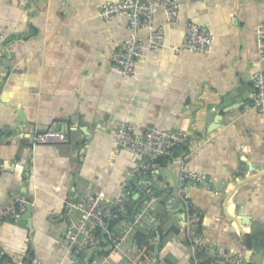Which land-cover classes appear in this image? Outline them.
<instances>
[{"label": "crops", "instance_id": "0c3cea01", "mask_svg": "<svg viewBox=\"0 0 264 264\" xmlns=\"http://www.w3.org/2000/svg\"><path fill=\"white\" fill-rule=\"evenodd\" d=\"M105 1L0 0V162L7 167L0 173V205L22 195L33 205L31 221L22 214L0 224V248L13 263L74 264L68 233L80 214L68 216L66 202L76 194L103 191L115 200L127 187L125 216L131 217L134 197L143 193L133 180L128 185L129 176L142 178L144 189L148 184L141 159L115 148L117 127L130 121L143 129L188 132L189 141L172 160L161 159L159 169L172 181L181 178L182 167L207 172L213 183L189 191L204 213L197 231L264 264V228L255 238L250 224L231 217L264 227V175L242 183L264 173V110H245L253 74L264 71L257 43L264 0H179L174 21L159 10L154 24L165 31V46L149 51L129 78L110 69L113 53L130 37L128 19H100ZM189 21L210 29L211 53L175 50ZM138 33L147 40V30ZM49 131L67 139L32 145L34 133ZM160 197L151 206L162 222L153 227L159 232L156 242L151 239L155 264H192L178 225L181 202L168 191ZM167 213L176 225L165 227ZM121 221L110 231L120 234L130 220ZM135 235L122 243L124 250H134ZM105 252L106 264H126L122 252Z\"/></svg>", "mask_w": 264, "mask_h": 264}, {"label": "built area", "instance_id": "2783aa9c", "mask_svg": "<svg viewBox=\"0 0 264 264\" xmlns=\"http://www.w3.org/2000/svg\"><path fill=\"white\" fill-rule=\"evenodd\" d=\"M159 10H163L168 21H174L180 11L179 0H109L102 2L98 8L100 19L109 21L119 15L128 19L130 30L129 39L113 53L110 69L123 77H133L137 74L138 66L145 61L149 51L165 46L166 35L162 27L154 22ZM147 30L145 41L139 36V30ZM258 49L260 58L264 60V23L258 27ZM214 47V35L203 24L189 21L182 45L175 50L187 49L194 52L209 54ZM254 93L252 99L245 105V110H264V71L253 74ZM54 138L66 140L64 132L49 131L43 134L34 133L31 137L32 145L50 142ZM190 139L186 131H169L157 126L146 129L136 127L132 122L125 121L117 127L115 135L116 150L127 149L141 159V170L145 176L156 177L161 159L172 160L177 147L185 145ZM7 169L0 162V173ZM27 177L30 173H26ZM214 179L203 171L181 169V186L179 199L183 204V211L179 214L178 225L187 237L192 264H253L243 254L226 247L210 243L197 227L204 217L203 211L192 199L189 191L201 184H212ZM148 190V186L146 187ZM131 192L127 187L115 200L108 199L103 191L93 194H76L66 202V213L80 214V219L69 227V249L78 260L74 264H87L86 258L91 248L103 245L106 236L112 244V250L122 252L126 264H155V252H150L145 246L135 243L133 251L124 250L122 243L128 240L130 233L140 230H150L158 222V218L151 213L154 202L161 201L156 195L141 204L134 217L127 221L121 233L116 234L108 228L109 219L116 213L128 214L127 204ZM30 200L22 195L14 198L8 205H0V224L8 217L22 215L27 211ZM112 217V218H113ZM156 242V237L151 238ZM108 254H100L95 250L89 257V264H106ZM0 264L13 263L0 248Z\"/></svg>", "mask_w": 264, "mask_h": 264}, {"label": "water", "instance_id": "95a60500", "mask_svg": "<svg viewBox=\"0 0 264 264\" xmlns=\"http://www.w3.org/2000/svg\"><path fill=\"white\" fill-rule=\"evenodd\" d=\"M254 170V169H253ZM264 173H259V174H256V175H253L252 177H246L242 183H246V182H249L251 181L252 179L256 178V177H259V176H263ZM158 176H161L162 178V182L165 183L166 185L165 186H161L158 184V182L156 181V179L154 177H150V176H143V179L147 181V184H148V190L144 189L143 187L140 186L139 184V181L142 179L140 177H132V176H129L128 178V185H132V180L134 181L136 187L139 189V191L141 193H143V197L142 198H139L140 194L137 193L136 196L134 197V199L136 200V203H135V206H134V209H133V214L131 216V218L134 217L135 213L137 212L139 206L143 203H145L146 201L149 200L150 196L151 195H156L154 193V191L157 193V192H165V191H168L169 193L172 194V196L176 199H179V195H178V191H179V188L181 186V178L178 177L175 181H172L170 179H167L166 176H165V172H163L162 170L159 169L158 171V174H157V177ZM241 183V184H242ZM159 195V194H158ZM156 195V196H158ZM160 197V195L158 196ZM161 198V197H160ZM30 200H32L31 198H29ZM163 202V201H162ZM183 204L181 203L180 205V209H183ZM179 209V210H180ZM178 210V211H179ZM170 212H173L172 209H170ZM32 216H33V205L32 203H30L28 206H27V211L25 214L22 215L23 218H27L29 221H31L32 219ZM112 217L109 219V223H108V228L110 227V224H111V220H112ZM232 219H239L237 220L238 222L240 220H242V222L244 224L248 223L251 225V234L253 237L255 238H258L260 236V233L263 231L262 229L264 228L262 225H260L259 221H255V220H252V218H248V217H241V218H237V217H234V216H231ZM161 218L158 220V226L156 227L158 229L159 226H161ZM103 242L106 243L107 245L106 246H99V247H96V248H91L90 251H89V254L86 258V261H87V264H89V257L90 255L95 251V250H98V251H110L112 249V244L110 243L109 239L105 236L103 238ZM259 242V241H258ZM260 244H264V239H261V243Z\"/></svg>", "mask_w": 264, "mask_h": 264}, {"label": "trees", "instance_id": "16d2710c", "mask_svg": "<svg viewBox=\"0 0 264 264\" xmlns=\"http://www.w3.org/2000/svg\"><path fill=\"white\" fill-rule=\"evenodd\" d=\"M157 194L160 195L161 192H157ZM125 218H127L129 220L132 219L131 217H127L124 214L116 213L111 220V224H110L109 229L112 230L113 227L119 222V220L125 219ZM177 230H180V229H177ZM157 233H159V232H156L154 228H152L150 230H140L136 233L135 238H136L138 245L145 246V247H147L148 250H154L155 246L151 243V238L156 237ZM100 253L104 254L106 252L103 251Z\"/></svg>", "mask_w": 264, "mask_h": 264}, {"label": "rangeland", "instance_id": "374dc122", "mask_svg": "<svg viewBox=\"0 0 264 264\" xmlns=\"http://www.w3.org/2000/svg\"><path fill=\"white\" fill-rule=\"evenodd\" d=\"M156 181L158 183H160V180L159 179H156ZM167 199H169V198H167ZM164 217H165L164 218V222H165L164 225H165V227L168 226L169 224H172V225H176L177 224L176 219L171 214L167 213ZM121 220H124V219H121ZM121 220H119L120 221L119 223L124 222V221H121Z\"/></svg>", "mask_w": 264, "mask_h": 264}]
</instances>
